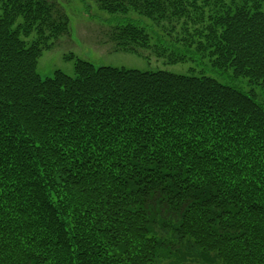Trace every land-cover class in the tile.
Returning <instances> with one entry per match:
<instances>
[{
    "label": "trees",
    "instance_id": "trees-1",
    "mask_svg": "<svg viewBox=\"0 0 264 264\" xmlns=\"http://www.w3.org/2000/svg\"><path fill=\"white\" fill-rule=\"evenodd\" d=\"M94 1L149 20L110 19L114 51L216 76L41 78L68 16L0 0V264H264L263 0Z\"/></svg>",
    "mask_w": 264,
    "mask_h": 264
},
{
    "label": "rangeland",
    "instance_id": "rangeland-1",
    "mask_svg": "<svg viewBox=\"0 0 264 264\" xmlns=\"http://www.w3.org/2000/svg\"><path fill=\"white\" fill-rule=\"evenodd\" d=\"M66 13L69 19L70 32L59 37L52 48L43 50L38 58L36 71L41 78L50 77L55 70L67 75L74 74V59L79 58L91 62L94 66L110 65L141 71L165 70L179 74H201L216 76L214 72L191 61L166 63L148 50L140 53L114 51L110 42L106 41L105 32L110 19L132 18L148 24L149 20L130 12L126 15H112L98 8L94 0H54ZM264 10V0L262 1ZM112 22V21H111ZM178 29V28H177ZM206 61V60H205ZM192 69V71H191ZM241 81L247 89L246 81Z\"/></svg>",
    "mask_w": 264,
    "mask_h": 264
}]
</instances>
